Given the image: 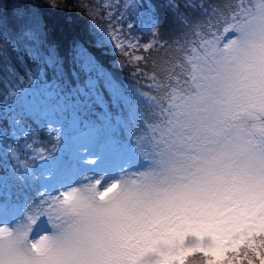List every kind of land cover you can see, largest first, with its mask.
<instances>
[{
    "label": "snow or ice",
    "instance_id": "6c2138e0",
    "mask_svg": "<svg viewBox=\"0 0 264 264\" xmlns=\"http://www.w3.org/2000/svg\"><path fill=\"white\" fill-rule=\"evenodd\" d=\"M137 6L154 13L152 0ZM31 7L16 0V18L30 15ZM4 11L0 7V41L7 45L13 29ZM211 19L215 25L209 21L205 33H194L199 43L188 41L193 47L183 63L163 69L173 78L179 67L180 75L145 135L104 139L107 113L99 128L77 134L80 109L103 106L101 89L109 91V102L122 98L110 77H93L99 68L91 57L81 65L86 79L71 90L45 83L4 96L5 118L19 109L21 117L60 129L67 124L56 136L57 142L63 137V156L53 145L50 161L43 150L32 157L44 161L40 176L65 187L85 152L105 175L21 204L19 191L40 177L28 162L19 164L17 149L8 144L15 131L0 127L5 158L17 161L11 173H0V264H191L194 256L200 264H253L256 258L264 264V0L212 7ZM44 35L34 18L19 39L35 56ZM44 59L59 63L51 48ZM10 123L15 128L19 120ZM41 217L45 234L36 238L33 225Z\"/></svg>",
    "mask_w": 264,
    "mask_h": 264
},
{
    "label": "trees",
    "instance_id": "16d2710c",
    "mask_svg": "<svg viewBox=\"0 0 264 264\" xmlns=\"http://www.w3.org/2000/svg\"><path fill=\"white\" fill-rule=\"evenodd\" d=\"M3 2V8H6L3 15L13 31L7 45L0 41V102L9 93L24 90L29 74L41 84L60 83L66 91L71 90L86 79L81 65L85 58L91 57L99 68L98 73H93L94 78L100 73L105 74L122 87L123 95L130 94V89L141 90L147 95L150 100L140 99L136 111L144 117V120L139 119L142 123L151 125L155 123L159 105L166 106V93L170 87H176L175 77L180 75L179 67L173 78H169L163 69L183 63L193 47L188 41L199 43V37L194 33H205L209 21L215 25V20L210 17L211 8L223 7L233 0H152L153 21L146 26L142 21L144 9L137 6L143 0H26L32 6L31 14L21 19L16 18V0ZM169 2L176 7H167ZM53 4L56 6L52 7ZM34 18L45 34V44L40 48L43 55L37 53L34 56L30 51L33 46L19 39L20 33ZM197 24L205 27L197 28ZM212 30L216 31V28ZM110 31L123 35L131 33L135 44L128 48L108 43L104 32ZM149 45L151 47H147ZM49 48L54 50L59 61L55 67L44 59ZM101 91L103 106L88 108L92 112L108 114L113 110L121 113V99L109 102V91ZM12 115L28 128L37 127L32 117H21L19 109L8 112L6 118L0 113V127L6 126L5 120ZM139 128L145 130L143 124ZM116 131L117 125L113 128V132ZM0 147L2 152L6 151L2 141ZM189 260L191 264H200L198 256L189 257Z\"/></svg>",
    "mask_w": 264,
    "mask_h": 264
},
{
    "label": "rangeland",
    "instance_id": "374dc122",
    "mask_svg": "<svg viewBox=\"0 0 264 264\" xmlns=\"http://www.w3.org/2000/svg\"><path fill=\"white\" fill-rule=\"evenodd\" d=\"M4 6L3 0H0V7ZM209 16L208 15L207 19L209 21ZM211 17V16H210ZM123 19V18H122ZM146 20H151V14H144L142 21L146 22ZM103 30V29H102ZM214 31V30H212ZM103 34V31H102ZM205 38H208L205 36ZM104 39L108 43H113L118 47H128L131 48L135 44V40L132 36L131 33L128 35H123V34H115L113 31L110 32H104ZM31 79L33 83H30L29 80L27 81V86L25 89H39L41 85L37 79L34 76H31ZM116 83V82H115ZM117 84V83H116ZM119 87V86H118ZM24 89V90H25ZM119 89H121L119 87ZM121 93V90H120ZM133 96L131 95H122L121 97L124 99L125 103H130L132 102L134 105L131 107L134 109V106L136 107L139 100L142 98H145L147 100H150L147 95H145L143 92L139 91L138 89L133 90ZM96 114V113H94ZM78 120H79V125L76 129L77 134L80 132L87 131L89 128L92 127H100L103 123L95 122L94 117L92 114L91 110H88L86 113H81L78 112ZM15 117L12 115L8 119L9 124L7 125V129L9 133L15 131V137L14 138H9V142L13 148L17 149L20 154H17L19 156V164L22 165L24 162H28L32 166V170L36 173L37 176L40 178L37 180L31 181V183L23 187L19 193H18V200L26 199V191L34 185L35 181H41V184L46 191V196H57L60 194V192H64L69 190L70 188L73 187H78L80 184L87 183L89 180L95 181L96 179H99L101 176L105 175L104 169L99 167V161H97V164H89V160L95 159L94 156L90 155L89 153L85 152L82 153L83 155V160L78 163L75 171H71L68 173L67 178L64 180L65 187H61L59 184H56L55 181H53V178L48 175L40 176V173L44 170V161L42 160H32V157L36 155L37 153L41 152L43 150V153L48 156V153L52 151L53 145H56L58 149H60L59 152L56 153V155H64V144H63V137L61 142H57L56 136L61 135L65 129L67 128V124L65 125V129H60L59 124H52L50 125L48 122L42 119L38 118H33L34 123H36L37 127H32V128H26L22 123L19 121V125L16 126L15 128L11 125L10 121L11 119ZM16 118V117H15ZM17 119V118H16ZM18 120V119H17ZM113 124H117L116 120H110L108 124H106L104 127L100 128V135L104 139L111 138L113 136L119 138V137H127L128 132L123 131V134L119 133L116 135L115 133L112 132V126ZM119 127L122 126L120 123L118 125ZM51 133V134H50ZM119 135V137H118ZM26 145H31V148L26 147ZM35 150V151H34ZM0 163L3 166L4 169H6L9 173L12 172L13 166L17 165V161L11 159V157L5 158V154L0 152ZM49 161L52 159L51 156H48ZM67 159V157H65ZM127 169V166H125ZM130 171H135V168L127 169ZM4 172V171H3ZM0 171V173H3ZM103 184L104 181H101ZM47 197V198H48ZM46 198V199H47ZM47 208V205H45ZM46 220V217H41L40 220L37 221L36 225H33V229L37 226H43L44 231H41L40 233L33 235V237L38 238L40 235L45 234V223L44 221ZM50 227V226H49ZM246 264V261L244 262ZM253 264H260V260L258 258L253 260Z\"/></svg>",
    "mask_w": 264,
    "mask_h": 264
}]
</instances>
